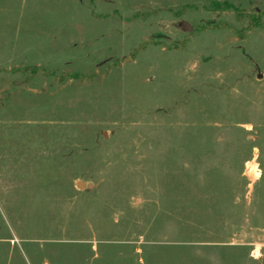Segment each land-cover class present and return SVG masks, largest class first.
<instances>
[{
  "label": "rangeland",
  "instance_id": "374dc122",
  "mask_svg": "<svg viewBox=\"0 0 264 264\" xmlns=\"http://www.w3.org/2000/svg\"><path fill=\"white\" fill-rule=\"evenodd\" d=\"M0 264H264V0H0Z\"/></svg>",
  "mask_w": 264,
  "mask_h": 264
},
{
  "label": "trees",
  "instance_id": "16d2710c",
  "mask_svg": "<svg viewBox=\"0 0 264 264\" xmlns=\"http://www.w3.org/2000/svg\"><path fill=\"white\" fill-rule=\"evenodd\" d=\"M214 4H215V6H219L217 3H214ZM224 5H225V3H224ZM248 18L252 19V17H248Z\"/></svg>",
  "mask_w": 264,
  "mask_h": 264
}]
</instances>
